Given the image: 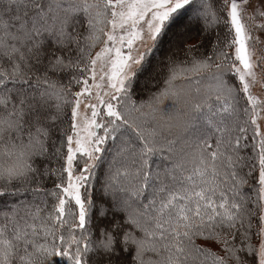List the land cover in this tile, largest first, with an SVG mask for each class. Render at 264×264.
I'll return each mask as SVG.
<instances>
[{
    "label": "snow or ice",
    "instance_id": "6c2138e0",
    "mask_svg": "<svg viewBox=\"0 0 264 264\" xmlns=\"http://www.w3.org/2000/svg\"><path fill=\"white\" fill-rule=\"evenodd\" d=\"M0 264H264V0H0Z\"/></svg>",
    "mask_w": 264,
    "mask_h": 264
}]
</instances>
